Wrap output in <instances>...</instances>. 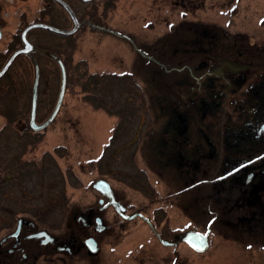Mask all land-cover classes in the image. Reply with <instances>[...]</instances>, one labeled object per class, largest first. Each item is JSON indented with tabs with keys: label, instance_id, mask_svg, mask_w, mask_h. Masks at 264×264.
<instances>
[{
	"label": "rangeland",
	"instance_id": "obj_1",
	"mask_svg": "<svg viewBox=\"0 0 264 264\" xmlns=\"http://www.w3.org/2000/svg\"><path fill=\"white\" fill-rule=\"evenodd\" d=\"M65 1L79 20L89 19L119 35L91 26L79 29L71 36L68 76L83 71L134 74L144 93L132 83L133 94L122 92L120 101L129 95L136 110L111 141L118 116L92 108L82 100L80 88L68 82L55 120L21 156L31 169L61 176L56 180L62 183L66 210L60 214L56 184L42 194L33 179L21 188L6 186L5 199L11 204L16 198L15 206L23 209V198L45 194L49 206L39 220L58 232L66 211L79 201H91V183L105 179L169 241L186 231L204 232L208 213L218 214L222 206L203 254L181 241L163 249L153 238L148 241L149 229L140 230L142 222L135 221L139 242L134 240L128 264H264V174L259 172L264 137H253L252 131L256 122H264V0H199L198 6L187 0H115L110 8L97 1ZM47 5V0H0L1 67L12 53L7 45L14 35L33 22H50L58 13L57 6L47 11ZM54 23L71 28L66 15ZM59 37L41 30L28 36L38 51L63 48L67 41ZM39 66L38 124L51 113L60 88L54 65L39 58ZM22 101L18 120L0 135L6 159L19 150L13 135L29 125V115L24 119L19 111ZM106 104L109 111L116 110L110 98ZM5 124L0 115V131ZM57 148L62 156L56 155ZM2 152L0 148V156ZM251 172L257 173L246 184ZM29 217L18 214L11 230H0V238L17 219ZM5 218L0 213V225ZM123 255L117 250L110 264L125 261Z\"/></svg>",
	"mask_w": 264,
	"mask_h": 264
},
{
	"label": "trees",
	"instance_id": "obj_2",
	"mask_svg": "<svg viewBox=\"0 0 264 264\" xmlns=\"http://www.w3.org/2000/svg\"><path fill=\"white\" fill-rule=\"evenodd\" d=\"M101 2V4L105 8H110L114 5L115 0H94L93 2ZM48 5L46 7L47 11L52 10L54 7L57 6L58 13L52 17L53 19L50 22H45L50 25H55L54 22L61 20V15H65L63 9L58 7L52 0H47ZM49 8V10H48ZM41 22V21H40ZM52 34V33H49ZM53 35V34H52ZM62 40H66L67 44L59 50L54 48H44V50H48V52L57 55L62 61L66 69V86L69 82L71 85H77L81 93L83 94V101L88 103L92 108L106 111L109 114L117 115L119 118V123L117 129L114 131L113 136L111 137V141L117 135L120 136L118 133L120 128H122L125 121H129L130 117L133 116V113L136 110L135 103L131 98L125 96V98L120 101V96L122 92H128L127 94H133L132 90L129 89L130 83L132 85H136L137 88L141 90L142 88L135 82V75H117V74H89L85 71L76 73V76L71 75L70 77L67 74V70H69L68 61H70V50L73 47L72 44V37H59ZM20 45L19 37L14 35L13 39L8 43V53L13 52L16 50ZM34 58L37 61L39 67V76L41 73V68L39 66V58H44L45 60L51 62L54 65V70L59 71V79L61 80L60 70L57 63L51 59L50 57L38 53L35 51ZM1 55V54H0ZM63 56V57H62ZM1 67V64H0ZM22 69L20 73H17V69ZM31 73L34 77V70L33 64L31 60L27 56H18L15 61L13 62L12 66L9 70L3 75L0 79V115L5 119V126L0 131V135L7 133L10 129V126L16 122L18 119V111L17 104L21 100L22 107H20V114L24 115V119H27L30 111V103H31V92H32V85L29 83V78ZM32 77V83H33ZM60 84V81H59ZM39 93H37L38 99ZM115 95L116 97H113ZM111 99V104L114 106L116 110L109 111L107 109L106 99ZM38 102V100H37ZM13 110V111H12ZM15 110V112H14ZM12 111V112H11ZM37 114V112H36ZM29 121V120H28ZM40 132H33L29 129V127H25L22 132H17V135H13L14 141L16 145L19 147L17 153L12 155L10 158L6 159L4 157L5 149L7 148L6 144L1 143L0 145L4 153L2 152L0 156V213L4 214L6 218L4 219L2 225H0V230L7 229L11 227L15 221V218L18 214L24 215L28 214L32 218L39 220L43 218L42 215L43 210L49 206L47 203L46 195L44 194L41 197H36L34 199L29 198L24 200L23 198V205L22 208H17L15 203L17 202L16 198H11V204L5 199L7 193V187L12 184L18 185L19 188L24 186L23 183L30 182L33 179L34 187H39L41 193L43 194L45 191H50V189L55 188V184L57 186V190L59 191L60 198L58 206L61 209L60 214H62L63 210L66 209V199L64 196V190L62 188V183L60 180H56L61 178L58 174L50 171L46 168L40 169H31V166L25 162H22L21 156L25 152L26 146H33L36 142L40 140ZM10 146V145H9ZM61 150L57 148L55 150L56 155L61 154ZM47 164H50L47 162ZM53 167V166H52ZM51 167V168H52ZM53 169V168H52ZM59 177V178H58ZM22 185V186H21ZM7 186V187H6ZM48 193V192H47ZM15 197V196H14ZM9 199V198H8ZM32 199V200H31ZM35 200H39L40 204H36ZM19 203H17L18 205ZM14 206V207H12ZM222 207V206H221ZM219 208V213L223 210ZM42 211V212H41ZM44 214V212H43Z\"/></svg>",
	"mask_w": 264,
	"mask_h": 264
},
{
	"label": "flooded vegetation",
	"instance_id": "obj_3",
	"mask_svg": "<svg viewBox=\"0 0 264 264\" xmlns=\"http://www.w3.org/2000/svg\"><path fill=\"white\" fill-rule=\"evenodd\" d=\"M186 2L191 6H198L200 3L199 0H187ZM18 37L20 40V34ZM261 124L262 122L254 124L253 137H264V134L258 136ZM263 168L264 164L259 170L261 175L264 174ZM251 173L255 176L257 172ZM97 180H104L110 185L112 199L107 193H99L93 188L92 185ZM97 180L91 183L94 189H92L94 195L91 201H79L66 211L63 230L55 232L44 222L29 217L24 218L27 221L21 225L18 235L15 237L16 221L13 230L0 238V264H110L114 263V253L117 250L120 255L124 254L122 259H129L130 255L134 254L136 246H134V240L139 242L138 236H135V232H133L135 221L142 222L143 226L140 227V230L146 227L149 229L151 235L148 237V241L153 238L163 249H167L169 240L162 229H157L142 210L118 194L107 180ZM262 197L263 195L260 196V205H264ZM217 205L219 206L218 203ZM215 214L217 213L210 215L205 230L209 224L211 228L215 222ZM5 230H11V227ZM42 233H46L50 238L44 236L35 238L34 235ZM137 245L139 246V243ZM125 246L132 247L126 248ZM106 247H109L108 252H106ZM109 255L113 257V262ZM127 259L125 261L117 259L116 263L119 264L120 261L123 262L121 264H128Z\"/></svg>",
	"mask_w": 264,
	"mask_h": 264
},
{
	"label": "water",
	"instance_id": "obj_4",
	"mask_svg": "<svg viewBox=\"0 0 264 264\" xmlns=\"http://www.w3.org/2000/svg\"><path fill=\"white\" fill-rule=\"evenodd\" d=\"M53 1L65 11L68 18L71 21V28L62 29V28L49 25L47 23H43V22H33L31 24L26 25L20 32L21 47L15 50L14 52H12L8 56L5 63L0 69V79H1L18 56L24 55V56H27L31 60L33 64L34 77H33L32 92H31V103H30V112H29V121H28L29 125L28 126H29V129L32 130L33 132H41L45 130L50 124H52L57 114L59 113V110L63 104V99H64V95L66 91V70H65V66L62 60L57 55L50 53L48 51H38L41 54L50 57L57 63L59 70H60V76H61L60 88H59V92H58V96H57V100L54 105V108L52 109L49 116L42 123L38 124L35 121V115H36V109H37V93H38L37 89H38V80H39V67H38L37 61L34 58V54H33L34 51L36 50L34 46L32 45V43L27 38L28 33L33 30H43V31H46V32H49V33H52L58 36H71V35H74L83 25H89L91 27L98 28L99 30H103L105 32H108L112 35L119 37V35L114 34L110 30L95 26L87 20L80 21L77 18L74 11L72 10V8L70 7V5L67 4L64 0H53ZM78 1L86 4V3H90L92 0H78ZM0 37H1V32H0ZM202 104L204 103L200 104V108ZM259 121L257 123L260 124L261 122ZM260 134H264V122H262V124L259 126L258 136ZM263 171H264V168H263ZM253 177H254L253 173H248L246 176L245 182L249 183ZM92 186L99 193H107V195H109V198L112 199V191H111L110 185L106 181L97 180L96 182L93 183ZM26 221L27 220H25L24 218H19L17 220V228L14 233L15 237H17L18 235L21 225ZM209 233H210L209 225L207 226V229L204 233L196 232V231H186L183 234L174 235L172 241H167V246H176L178 242L182 241L187 246H189L193 251L197 253H203L208 249ZM34 236L35 238H39L41 236L50 238L46 233L36 234Z\"/></svg>",
	"mask_w": 264,
	"mask_h": 264
},
{
	"label": "snow or ice",
	"instance_id": "obj_5",
	"mask_svg": "<svg viewBox=\"0 0 264 264\" xmlns=\"http://www.w3.org/2000/svg\"><path fill=\"white\" fill-rule=\"evenodd\" d=\"M250 246V245H249Z\"/></svg>",
	"mask_w": 264,
	"mask_h": 264
}]
</instances>
